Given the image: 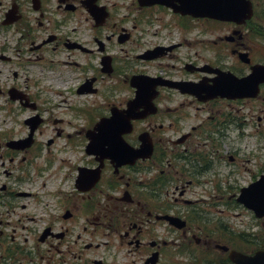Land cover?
Returning a JSON list of instances; mask_svg holds the SVG:
<instances>
[{"label":"flooded vegetation","instance_id":"obj_1","mask_svg":"<svg viewBox=\"0 0 264 264\" xmlns=\"http://www.w3.org/2000/svg\"><path fill=\"white\" fill-rule=\"evenodd\" d=\"M236 8L235 17L216 19L139 0H0V99L18 104L20 87L3 83L1 74L8 69L16 77L19 67L34 63L57 71L77 97L98 95L97 118L127 106L135 93L133 75L204 82L187 91L167 85L145 91L141 101H153L155 111L133 120V130L124 137L136 147L147 131L152 152L117 169L104 158L87 191L74 183V172L66 189L45 194L61 212L54 218L48 212L39 226L38 218L24 214L27 222L18 230L17 220L24 217L13 216L28 205L18 199L33 196L25 189L27 180L5 168L0 264H184L179 253L187 256V264L226 262L220 247L230 243L225 230L194 204L206 201L201 187L215 183L214 166L235 160L231 151L216 152L221 143L240 137L244 127L264 134V0H240ZM194 31L200 34L191 35ZM218 72L253 75L252 93L211 97L204 87ZM24 91L38 108L37 94ZM16 133L13 126L0 138H18ZM6 149L13 154L10 162L21 151ZM89 159L88 167L101 162L96 155ZM263 174L264 163H259L247 183ZM174 217L186 226L179 228ZM249 236L251 247L256 246L257 235Z\"/></svg>","mask_w":264,"mask_h":264},{"label":"rangeland","instance_id":"obj_2","mask_svg":"<svg viewBox=\"0 0 264 264\" xmlns=\"http://www.w3.org/2000/svg\"><path fill=\"white\" fill-rule=\"evenodd\" d=\"M174 34H178L175 31L173 32ZM182 33L181 35H183ZM190 34V33H189ZM186 34V35H189ZM200 34L198 31H194L191 35H196ZM11 71L6 69V73L9 74ZM2 73L1 78L6 79L7 74ZM22 73V74H21ZM19 72V77L18 82L23 85H27V89L33 90L34 87L32 86V83L34 80L37 78L40 79V87L41 89V94L43 97L50 99L52 102L50 105L53 103L59 102V96L55 92L56 87L51 86V83L46 81L44 77L47 78H52V82L56 83V75H53V73H47L43 74L39 70L34 72L33 74H29V72L21 71ZM42 76V77H41ZM10 78H12V74H10ZM49 80V79H48ZM83 98H77L76 100H73V103H80ZM95 100H98L96 96L93 97V103ZM67 102H71V100H67ZM91 102V101H90ZM62 103V102H61ZM85 106H90L88 104H84ZM91 107V106H90ZM7 106L4 105L3 111L0 112V114L4 115L5 111L7 110ZM67 110L63 105L62 106H56L54 107L51 111L50 114L52 115L51 118L49 119L50 122L46 123V125L43 127L42 131H39L40 138H42L44 141L48 140L49 137L53 136L55 137V127H62L67 130H71L73 128L72 126V115L68 114L66 111ZM52 112V113H51ZM94 112V108H93ZM13 113V112H12ZM47 113V112H46ZM45 113V114H46ZM26 114V113H25ZM83 114H79L76 118V123L80 122L82 127L85 128L86 123H88V116L89 113L84 112ZM54 116L61 117L63 118L64 121L61 123L54 124L52 123V118ZM90 117V116H89ZM1 118V116H0ZM71 121H70V120ZM20 121V120H19ZM7 122V121H6ZM24 125L18 123V128L17 130L19 132H23L25 128L23 127ZM251 130V129H247ZM63 136V134H62ZM61 136V137H62ZM65 139L63 138H58L55 137L54 142L51 144L50 149H44L42 152H40L39 156H37V159L33 161L32 164L28 165L29 163V157L25 160L19 161L20 165L18 166V173L19 175L23 174V171L21 169L27 167V171L29 172L30 177H34V181L31 183L30 186H27L28 189L32 190L34 193L33 199L29 202L26 200V198L19 199V202H25L28 203L27 208L25 210H17V215L14 214L13 218L16 220L17 217L21 215V217H24V219L17 220V225H18V230H21V226L27 222L26 216L24 214L31 215L32 212L33 214L39 218L37 224H40L42 221L40 220L41 217L45 218L46 214H43V207L46 205V203L49 201L52 203V199L50 198H45L42 196L43 191H46L49 187L52 188L54 185H56V182L58 179L61 180L60 182L58 181L59 185H63V178L68 174V180L70 179V174H71V169H72V163L71 161L75 160L74 159V153L73 152H68V157L67 159L64 160L63 163L59 164L60 157L64 155V150H63V142ZM45 146V145H44ZM225 147L226 149H224ZM232 147L234 148V152H240L238 154V160L237 164H241L244 162L246 158H250L251 160L249 162H246V166L249 168H252L255 166L257 163V158L254 157V151H257V148L254 143V135H249V136H243V137H234L232 141ZM221 149H219L217 152L219 153H224L231 149L228 145H223L220 146ZM251 149V150H250ZM250 150V152H249ZM22 155H19L21 157ZM264 156V154H263ZM79 158V154L76 156V160ZM20 159V158H19ZM5 161L7 162L6 155L2 153L0 150V169L2 168L1 164L2 162ZM53 164V166H52ZM225 168H224V167ZM48 168L50 170H53L54 172L49 175V171H44L42 175H35V171L39 170L41 168ZM232 167V168H231ZM236 166L235 164L233 165L232 163H221V165L218 167L219 169V174L218 178L221 179L222 173L224 174L225 178V184H223L219 189V194L222 195L220 198L221 201H225L226 203H222L221 201L219 202V205H215V210H219L224 214H219L218 216H221L225 222V228L227 230H247L246 227H248L249 223L252 225L253 229H256L258 232V244L262 241H264V230L263 226H261L260 221H256L254 217L247 211L243 210H236L234 206V197L231 196L233 192H237L239 187V181L242 180V183L245 184L248 180V177H245L243 175L246 174L247 171H245L243 168L240 169H234ZM228 169L231 170V176L228 178L227 176V171ZM3 178V176L1 177ZM228 179H231V181H234V183L228 182ZM244 179V180H243ZM45 183V185H43ZM237 188V189H236ZM212 189V187H211ZM208 191V189H205ZM231 196V197H230ZM205 205L209 206V203H205ZM214 209V207H212ZM59 212V207H56V211L53 212V217L56 216V213ZM215 215V214H213ZM82 222L81 225L84 224V215H82ZM257 223V225L255 224ZM229 224V225H228Z\"/></svg>","mask_w":264,"mask_h":264},{"label":"water","instance_id":"obj_3","mask_svg":"<svg viewBox=\"0 0 264 264\" xmlns=\"http://www.w3.org/2000/svg\"><path fill=\"white\" fill-rule=\"evenodd\" d=\"M256 192V186L250 187L245 189V194L247 196H250L252 193ZM257 200L255 201H247L245 200V203L248 206H251L253 208L257 209L258 214L264 213V192H260L258 190L257 192ZM232 259L236 262V264H264V251L260 250L255 253L253 256H246L241 253L236 252L233 254Z\"/></svg>","mask_w":264,"mask_h":264}]
</instances>
